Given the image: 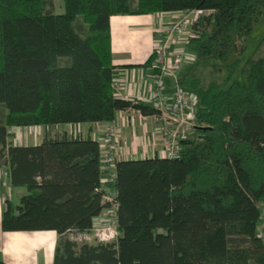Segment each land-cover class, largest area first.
Returning <instances> with one entry per match:
<instances>
[{
	"label": "trees",
	"instance_id": "obj_1",
	"mask_svg": "<svg viewBox=\"0 0 264 264\" xmlns=\"http://www.w3.org/2000/svg\"><path fill=\"white\" fill-rule=\"evenodd\" d=\"M53 1L0 0V169L24 189L14 212L4 200L2 231L56 232L52 264H264V57L244 60L241 49L229 62L264 0H64L58 14ZM196 10L186 48L197 59L179 81L198 97L197 136L181 141L180 156L118 160L114 181L102 184L91 134L11 143L13 127L156 113L115 94L110 18ZM205 63L225 67L222 82L203 80ZM105 191L116 194L117 237L72 239L91 233Z\"/></svg>",
	"mask_w": 264,
	"mask_h": 264
},
{
	"label": "crops",
	"instance_id": "obj_2",
	"mask_svg": "<svg viewBox=\"0 0 264 264\" xmlns=\"http://www.w3.org/2000/svg\"><path fill=\"white\" fill-rule=\"evenodd\" d=\"M177 14L114 15L110 18L112 62L115 66L113 74L119 82L115 89L117 97L153 105L154 71L150 66L140 65L152 55L167 22ZM141 36H144L145 44H142ZM165 83L169 91L171 81L165 79ZM113 123L119 129V137L124 149L119 160L152 158L162 149L158 138L154 147H145L141 144L143 135L151 132L155 125L152 116L143 115L138 110L130 108L118 111ZM107 124V122H96L75 126L77 133L91 134L93 137V134L105 131ZM17 130L19 141L12 138L11 143L16 146H28L39 144L45 137L69 134V125L10 128L15 134ZM193 134L195 133L189 134L187 139L192 138ZM143 155L147 156L143 157ZM6 170V168L0 169V222L5 199L3 192H11V194L15 190H19L16 192L20 194L24 192L23 188H12L9 185ZM56 239L57 234L54 231L4 232L0 227V258L5 262L16 264H52Z\"/></svg>",
	"mask_w": 264,
	"mask_h": 264
},
{
	"label": "built area",
	"instance_id": "obj_3",
	"mask_svg": "<svg viewBox=\"0 0 264 264\" xmlns=\"http://www.w3.org/2000/svg\"><path fill=\"white\" fill-rule=\"evenodd\" d=\"M200 11H185L178 13L167 22L165 30L157 40L153 49V59L150 68L154 71V98L153 107L156 113L153 117L155 125L151 132L145 133L142 145L154 147L158 138L162 149L157 156L174 158L182 153L181 141L188 138L189 134L195 133L197 127V103L198 97L194 92L184 90L179 81V74L185 63H194L196 54L186 48L188 39L192 36L190 26L200 15ZM192 16V17H191ZM165 79L171 81V89L168 91ZM119 85L116 76H112V87L115 91ZM69 125V135H77L76 126ZM118 127L108 122L105 131L93 134V139L98 142L101 162V182L112 183L115 179L116 162L123 154ZM103 187H101L102 189ZM115 192H104L102 198L108 206L104 211L105 224L93 227L91 233L83 234V238L90 241L93 236L101 241H110L117 237ZM94 220V224L100 223ZM93 235V236H92ZM264 241V221L259 231Z\"/></svg>",
	"mask_w": 264,
	"mask_h": 264
},
{
	"label": "rangeland",
	"instance_id": "obj_4",
	"mask_svg": "<svg viewBox=\"0 0 264 264\" xmlns=\"http://www.w3.org/2000/svg\"><path fill=\"white\" fill-rule=\"evenodd\" d=\"M54 9H55V13H62L64 11V0H54ZM192 17V16H191ZM191 33V32H190ZM264 36V14L261 12V14L259 15V17L257 18V22L254 25L251 33L246 37V40H239L237 42L235 51L232 54L231 59L229 60V62L237 59L239 57V55H242L241 52L243 53V57L244 60L247 59L251 54L257 58V57H264V38L261 39V37ZM140 37V36H138ZM142 44H145V39L144 36L142 37ZM141 44V45H142ZM242 49V51H241ZM192 63H185L184 64V70L186 71L187 68L189 67V65ZM197 73L203 78V80L205 82H209V81H216V82H222L224 77L226 76V69L225 67H219L218 70H214L213 67L211 66L210 63H205L203 66L199 67L197 69ZM234 79H239V80H245V76H240L238 73H236L233 77ZM67 125V124H66ZM54 126V125H53ZM13 133V132H12ZM196 134H193L192 137H196ZM19 134H18V130L16 131V134L13 133V138H16V141H19ZM147 155H143V157H145ZM2 177V176H1ZM19 190H15V192L13 194H11V192H3L4 193V200H9L10 202V206H11V210L14 212L15 211V207L18 204L19 201V197L21 196L20 193L16 192ZM6 195H8L9 197H5ZM258 206L260 208L261 211V216L264 218V201H260L258 203ZM104 211H106V209H104L101 214L96 217L94 220H97L96 222H100L98 224H94V227H100L102 226V224H105L104 222H102L104 216ZM264 220V219H263ZM261 229V223L258 224V231H260ZM93 233V231H92ZM91 233V234H92ZM72 239H75L77 242L82 243L84 241H86L83 236H79V235H75V234H70L69 235ZM93 236V235H92ZM99 240L98 237L93 236V238L90 241L87 242H91V243H96Z\"/></svg>",
	"mask_w": 264,
	"mask_h": 264
},
{
	"label": "bare ground",
	"instance_id": "obj_5",
	"mask_svg": "<svg viewBox=\"0 0 264 264\" xmlns=\"http://www.w3.org/2000/svg\"><path fill=\"white\" fill-rule=\"evenodd\" d=\"M153 54V53H152Z\"/></svg>",
	"mask_w": 264,
	"mask_h": 264
}]
</instances>
